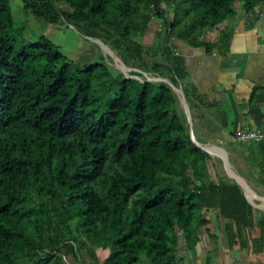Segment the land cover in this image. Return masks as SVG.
<instances>
[{"label":"trees","instance_id":"1","mask_svg":"<svg viewBox=\"0 0 264 264\" xmlns=\"http://www.w3.org/2000/svg\"><path fill=\"white\" fill-rule=\"evenodd\" d=\"M237 2L249 16L264 5L0 0V264H186L179 253L193 252L204 231L218 239L214 219L229 251L247 248V237L254 252H264V211L249 204L235 180L217 173L221 159L192 142L173 88L146 77L182 88L198 142L205 144L198 121L210 115V135L221 132L237 149L227 103L186 86L190 71L176 55L178 41L207 56L230 52L235 33L226 24L237 17ZM22 12L101 40L141 73H116L104 59L72 62L53 36H29L18 21ZM154 20L159 44L149 47L142 37ZM244 144L249 178L259 170L255 179L264 185V141Z\"/></svg>","mask_w":264,"mask_h":264},{"label":"crops","instance_id":"2","mask_svg":"<svg viewBox=\"0 0 264 264\" xmlns=\"http://www.w3.org/2000/svg\"><path fill=\"white\" fill-rule=\"evenodd\" d=\"M235 9L237 17L226 24L227 30L230 29L235 33L230 52L224 56L218 52L207 56L205 49H195L178 41L176 44L179 50L176 55L185 57L192 85L201 96H206L211 102L216 101L220 96L227 103L229 126L234 123V128L230 129L233 128L235 132L244 129L264 131V5L257 7L256 14L250 16L244 14L242 5L238 2L235 4ZM191 17L192 19L197 17V12H193ZM159 23L154 20L150 24L149 31L142 37L143 44L149 47L155 45L156 33L160 28ZM185 85L191 88V85ZM218 91L221 93L219 94ZM255 92L260 93L258 104H253ZM208 117L211 116L208 115ZM208 117L206 119L210 120ZM201 122L202 120L198 121L196 134L205 140ZM211 135V142L205 140L204 146L207 143L214 145L215 139H212L213 135ZM245 148V144H239L238 148H235V160H238V163L244 161ZM238 163H235L237 169H243L237 166ZM259 175L260 172L257 170L254 179L249 178L248 172L240 176L250 184L255 181L256 189L254 190L264 193V185L255 179ZM212 225L214 234L219 235L218 239L213 240L204 231L201 234V242L193 252L179 253L186 264H264V252H254L247 237L245 239L247 248L237 245L231 252L228 250L224 232L219 229L218 220L214 219ZM254 237L259 240V232Z\"/></svg>","mask_w":264,"mask_h":264},{"label":"rangeland","instance_id":"3","mask_svg":"<svg viewBox=\"0 0 264 264\" xmlns=\"http://www.w3.org/2000/svg\"><path fill=\"white\" fill-rule=\"evenodd\" d=\"M13 6H14V10L16 11L20 7V4L18 2H14ZM64 8L66 9V7H64ZM18 21H19V23L26 25L29 36H32V35L34 36V33H39L40 35L45 34V35L53 36L54 37L53 40L61 48V50L64 52V54L69 56V59L72 60V62H75L79 65H85V64H87L91 61H94V60L100 61L101 59L102 60L104 59V61L107 62L115 70V72H116V70L120 71V69H118V67L116 66V63L114 62L112 57L109 56V53L107 50L103 49L100 45L91 41L90 39H87L82 34H80L75 28H73L67 24H58L57 26H52V25L46 24L45 22H42V21L36 19L31 14H25L24 12H22V15L19 16ZM157 22H159V21H157ZM154 44H155L154 45L155 47L158 46V44H159L158 38L155 39ZM115 56H116V59L122 61V59L119 56H117V55H115ZM159 60H161V56H159L158 60H156V61H159ZM123 64L125 65L124 62H123ZM128 69H131V71H128L127 75H129V73L132 71L138 70V68L136 66L128 67ZM123 74L126 75V73H123ZM185 84L192 85V81H191L189 76H187V78L185 79ZM115 91L117 92V89ZM180 101H181V99H180ZM180 103L182 105V102H180ZM182 107H183V105H182ZM183 109H184V107H183ZM191 116H192V113H191ZM208 118L210 119V117H208ZM211 120H212V117H211ZM192 121H193V118H192ZM200 125H201L202 131L204 132V134H203L204 139L207 141H210L211 140L210 139V132H209L210 126H209L208 119H206V117L203 118ZM193 126H194V122H193ZM212 139H215L214 145L207 143V145H206L207 147H220L225 152H227V150L233 151V157H232V159H229V164H230V168L235 173H238L236 170L237 167L235 166V150L230 145V142L224 139L223 134L221 132L214 133V135L212 136ZM212 152L220 155V153L218 151H212ZM227 154H228V152H227ZM214 157L218 158L215 155H214ZM228 158H229V156H228ZM237 166L242 167L244 169V172H247L244 163H238ZM216 171L221 176H228L222 160H221V162L217 161ZM247 183L253 190L256 189V186H255L256 182L255 181H252V184H250L249 182H247ZM254 191L256 192V194L260 198L264 199V193H259L256 190H254ZM256 203L258 205L261 204V202L259 200H257ZM76 225H77V220L71 221V229L73 231H75Z\"/></svg>","mask_w":264,"mask_h":264},{"label":"water","instance_id":"4","mask_svg":"<svg viewBox=\"0 0 264 264\" xmlns=\"http://www.w3.org/2000/svg\"><path fill=\"white\" fill-rule=\"evenodd\" d=\"M91 41L97 43L98 45H100L103 49L107 50L109 53V56L112 57V59L114 60V62L116 63V66L118 67V69H120L121 72L126 73L128 71H131V69H128V67L126 65L123 64V62L121 60L116 59V56L114 54V52L108 47L106 46L101 40H95V39H91L89 38ZM136 72L141 73V71L139 70H135ZM147 77V81L149 82H164L169 84L173 90L178 94V96L181 99L182 105L184 107V111L186 113L188 122L190 124V135H191V140L192 142L199 148H201L203 151H205L206 153L212 155V156H217L218 158H220L225 166L226 172L229 176V178L235 180L237 182V184L242 188V190L245 193V196L247 198V200L249 201V203H251L254 207L258 208V209H262L264 210V199L260 198L254 191L253 189L248 185V183L246 182V180L241 177L240 175H238L237 173H235L231 168H230V164H229V158H228V154L227 152H225L222 148L220 147H207L202 145L200 142L197 141L195 135H194V131H193V121H192V116H191V110L189 108V105L186 101V97L185 94L182 90V88H177L174 85H172L168 80L163 79V78H151L149 76ZM134 78L140 80L141 82H143V80L140 77L134 76ZM212 150H218L220 151L221 155L219 154H215L212 152ZM259 200L261 202L260 205H258L256 203V201Z\"/></svg>","mask_w":264,"mask_h":264},{"label":"built area","instance_id":"5","mask_svg":"<svg viewBox=\"0 0 264 264\" xmlns=\"http://www.w3.org/2000/svg\"><path fill=\"white\" fill-rule=\"evenodd\" d=\"M235 140L241 144L248 142L260 143L264 141V131L250 129L239 130L235 132Z\"/></svg>","mask_w":264,"mask_h":264},{"label":"bare ground","instance_id":"6","mask_svg":"<svg viewBox=\"0 0 264 264\" xmlns=\"http://www.w3.org/2000/svg\"><path fill=\"white\" fill-rule=\"evenodd\" d=\"M212 151H218V150H212ZM219 153H220V151H218ZM220 155H221V153H220Z\"/></svg>","mask_w":264,"mask_h":264}]
</instances>
